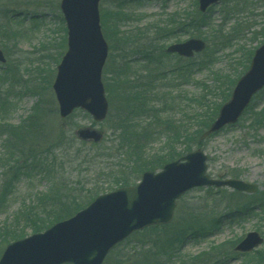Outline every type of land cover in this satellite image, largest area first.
<instances>
[{
	"label": "rangeland",
	"instance_id": "obj_1",
	"mask_svg": "<svg viewBox=\"0 0 264 264\" xmlns=\"http://www.w3.org/2000/svg\"><path fill=\"white\" fill-rule=\"evenodd\" d=\"M60 2L61 0H18L15 2L17 7L12 9L14 13L46 14L47 24L39 27H35L31 22L23 26L19 21H13L10 25L0 24V48L8 60L6 64H0V126L4 124L25 126L30 124L26 120L31 118L32 121L34 116L41 115L42 120L39 119L41 126L36 138L34 137L33 140L31 136L26 137L25 145L23 142L19 145L21 147L23 145L25 155L22 162H28L27 160L32 157L38 160L40 155L43 156L41 158L48 159L46 176L39 173V170H31L20 175L12 185L6 186L13 172L9 169L10 162L15 166L22 162L19 164L12 162L16 159L9 162L10 149L5 147L8 132L4 129L0 132V257L8 245L6 239L12 237L7 236L8 232L12 234L11 232L15 230L16 235L27 237L32 235L31 225L25 221V218L33 208H37L40 214L43 213L37 198L54 192V188L59 190L60 187H56L55 183L67 184L75 189L85 186L86 190L94 186L99 191L115 189L119 177L134 171L135 163L139 164L145 161V158L166 154L170 150L166 148L168 140L173 134L184 135L186 132L183 131L184 125L187 126V132H194L196 126L194 123H189L190 117L187 116H190L191 110L196 109V104L190 100L205 97L210 105L220 103L217 80L221 79L225 82L226 76L236 78L238 74L244 72V65L247 64L251 52L264 43L262 36L264 0H223L211 7L206 14L199 12L198 0H104L100 4L101 24L102 11L110 12L111 20H116L114 16L116 12L124 14L127 11L126 13L132 16L120 29L114 28L116 21L110 20L108 23V26L115 31L119 30L120 35L136 33L137 29L147 33L149 32L147 28L160 25L162 26L160 28H168L169 31L176 32L163 42L157 41V45L163 50L169 45L185 42L191 38H200L208 43L207 50L193 59L179 62L178 56L164 58V63L171 69L177 68L175 67L177 65L179 67L190 65L189 79L180 80L178 83L176 78L168 80L169 85L165 87V93L168 95L159 96L160 98L153 105L155 111L148 113L146 120L134 119L132 116L129 118L132 122L129 126L133 127L132 136L138 130L148 131L146 135L139 137L140 144L137 139L131 138L132 142L139 144L134 147L136 153H133L129 148L133 143L127 139L126 149V140H122L123 132L120 131L118 122L129 112L119 111L121 105L118 98L114 97L113 102L109 101V117L100 124L94 122L89 114L81 110L76 111L68 119H61L59 115L52 86L61 60L59 56L67 50V29L64 21L60 20L62 17ZM120 2H125L126 5L121 6ZM203 15H207L210 27H199L195 30L187 26L183 30H177L181 24L187 25L192 18L198 23L200 19L203 20L201 18ZM173 21L178 23L173 24ZM212 26L215 31L212 30ZM146 35L148 39L155 37L154 31ZM223 43L226 45L222 46ZM116 52L115 58L119 54L118 51ZM155 52L160 55L159 52ZM210 60L212 63L209 65ZM108 62L109 58L103 70L104 84L105 69L110 65ZM203 62L207 63V67H202ZM249 65L250 63L248 67ZM8 73L12 75L11 79H5ZM6 100L8 104H4ZM3 104L4 107L1 106ZM38 111L40 115L35 113ZM252 112L260 114L259 119L262 120V124L256 121ZM85 128L102 132L101 143L94 144L77 139L76 132ZM180 138L179 145L175 146L177 153H182L184 150ZM78 150L81 151L80 155L76 154ZM203 151L208 156V173L211 177L240 179L257 185L258 192L249 195L228 189L220 193L215 189L214 191H208L209 189L206 188L193 190L178 202L175 218L171 224L163 226V230L160 231L148 229L149 232L145 230L135 233L117 247L104 264H116V261L121 259L118 256L127 252L129 255L134 253L135 262L141 264L144 258L141 254L135 255L136 249L140 248L143 241L157 239L163 242L150 252L149 261L167 262L171 254L172 259L169 264H214L215 262L257 264L256 253L258 252L259 256L264 255V243L255 252L247 255L235 252L234 249L251 232L259 233L264 239V212L260 206V202L264 200V90L254 97L238 123L209 138L203 146ZM55 155L60 161H69L63 171L58 167L56 170L51 167ZM134 177L135 175L132 174L131 178ZM225 196V199L220 200ZM215 203L217 205L212 210L218 211L216 217L220 214L226 215L219 230L212 232L206 238H198L199 240H195L193 235L186 236L179 247L175 246L176 243L170 244L180 235L181 225L188 221L190 214L196 215L199 220L197 223L192 221V224L195 223L193 226L187 222L189 224L185 227L189 225L190 228H197L196 226L201 224L209 231L210 226L206 225L209 221L201 223L207 218L202 212L209 211L206 206L212 207ZM247 203L256 204L254 214H251V217L242 216L243 219L232 222L228 212ZM200 207L204 210H200ZM172 248L175 252L170 250ZM249 261L253 262L249 263Z\"/></svg>",
	"mask_w": 264,
	"mask_h": 264
},
{
	"label": "water",
	"instance_id": "obj_2",
	"mask_svg": "<svg viewBox=\"0 0 264 264\" xmlns=\"http://www.w3.org/2000/svg\"><path fill=\"white\" fill-rule=\"evenodd\" d=\"M103 0H61L60 9L68 29V51L57 68L53 84L62 119L77 109L102 123L109 113L102 73L109 46L104 38L100 3ZM222 0H199L202 13ZM206 48L192 39L175 44L167 53L192 58ZM6 58L0 49V63ZM264 88V45L253 56L249 70L237 82L231 98L220 109L215 122L201 141L234 125L255 94ZM81 141L100 143L103 133L86 128L77 131ZM208 157L202 149L166 164L162 171H147L137 186L115 190L97 197L74 217L7 246L0 264H103L112 250L130 237L152 226L170 224L177 202L197 188H228L254 194L258 187L241 180H216L208 175ZM256 232L249 233L236 247L249 253L263 244Z\"/></svg>",
	"mask_w": 264,
	"mask_h": 264
},
{
	"label": "trees",
	"instance_id": "obj_3",
	"mask_svg": "<svg viewBox=\"0 0 264 264\" xmlns=\"http://www.w3.org/2000/svg\"><path fill=\"white\" fill-rule=\"evenodd\" d=\"M18 0H0V24H12L13 21H19L23 24H26L27 22L33 23L35 27H39L41 25L47 24V15L41 14V13H34V14H28L24 13L23 15L21 13H14L13 8L17 7ZM121 6H125V2H120ZM263 9H264V3H263ZM122 12V11H121ZM127 12V11H126ZM123 12L118 13L114 16H116V20L110 19V12L102 11V27L103 32L106 40L110 43V57L109 62L110 65H107V68L105 69L106 72L105 75V89L107 92V96L110 102H113L115 99L114 97L118 98L120 101L121 108L119 107V111H124L125 113L128 111V115H124V117L121 118V120L118 122L120 131L122 133V140H126V149L128 148V141L132 142V139H137L139 144L141 143V140H139V137H142L143 135L147 134V130L144 129L143 131L138 130L133 136L131 135V129L133 127L129 126L130 123V117L132 118H139V119H147L148 113H151V111L154 110V103L157 102V99L160 97H166L168 94L166 92V85H169L167 82L171 78H176V83H178L180 80L189 79V70L188 67L190 65H183L182 67H179L178 65L175 66L177 68L171 69L170 67L166 66L164 63V58L168 57L170 55H167L165 53V50L159 47L157 45V41H165L172 35H175V31H169L168 28H160L162 26L155 25L150 28H147L146 30L149 32H144L143 30L137 29L136 33H130L125 34L122 33V35L118 34V31H115L113 28L108 26V23L111 21H116L114 28L120 29L121 26L125 23H128L131 19V14ZM201 16V14L199 15ZM203 20H199L198 23L195 22V19L192 18L189 20L187 25L181 24L177 30H183L185 27L190 26L193 29L202 28V27H210L211 24L208 22L207 15H203L201 17ZM60 20L63 22V18L61 17ZM207 20V21H206ZM173 24L176 22H172ZM178 23V22H177ZM176 23V24H177ZM24 26V25H23ZM172 26V25H171ZM192 29V30H193ZM212 30L213 26H212ZM154 31L155 37L153 39H148L147 35L148 33ZM215 31V30H214ZM178 32V31H177ZM218 32V31H217ZM216 32V33H217ZM262 35V34H261ZM264 39V34L262 35ZM148 40V42H147ZM264 42V41H263ZM226 45V44H221ZM116 51L119 52L117 57L115 58ZM159 52L160 55H157L155 52ZM254 52H251V55L249 57V60L246 65H244V72H241L236 76V78H233L231 76H226V81L222 82L221 79H218V90L220 92L219 97L221 99L220 103H215L213 105H210L209 102H206L205 97H201L197 100H190L194 104H196V109L191 110V114L189 118V123H194L196 126L195 131L190 133L187 132V126H183V131H186L183 135L179 134H173L168 140V143L166 144V148H170L169 151L166 152V154L157 155L153 158H145V161L135 163V169L134 171L130 173L123 174L122 177H119L118 182L116 183V188H122L127 187L130 185H135L143 172L145 171H158L161 170L162 167L171 161H174L184 154L191 152L194 147L200 148L205 145L206 142L201 143L200 137L203 134L205 130H207L210 125L215 121L218 112L226 101L229 100L232 90L237 82V80L247 71L248 64L251 61V58L253 56ZM63 54L59 56V58H62ZM183 60H179V62H182ZM108 62V63H109ZM209 65L212 63V60L208 61ZM203 64V65H202ZM201 65L202 67H207V63L203 62ZM208 65V66H209ZM174 74V75H172ZM188 74V76H187ZM172 76V77H171ZM12 75L8 73L5 76V79H11ZM191 77V76H190ZM3 77H1L2 79ZM178 86V85H177ZM176 86V87H177ZM160 96V97H159ZM160 102V101H159ZM9 102L6 100L4 104H8ZM4 104L1 105L4 107ZM37 106V105H36ZM39 110H41L39 108ZM115 110V107H114ZM35 113H39L35 112ZM113 113V112H111ZM253 113V114H252ZM252 115H255L256 121L259 122V124H262V120L259 119L260 114H254L252 112ZM40 115V113H39ZM111 116V115H110ZM39 119L42 120V116H34V119L31 121V118L29 120H26L28 125L25 126H15L10 124H4L0 126V131L2 129L6 130L8 133V139L6 140L5 147L9 148V162L11 160L16 159L15 162L17 164L21 163L23 161V157H25L23 145H25L26 137L31 136L34 140V137L36 138V135L38 134V130L41 126V122ZM35 120V121H34ZM39 122V123H38ZM140 133V134H139ZM127 134V137H126ZM141 135V136H140ZM10 136H13L10 138ZM179 137L182 138L180 140L181 145L184 146V150L182 153H177L175 146L179 143ZM213 137V136H212ZM180 138V139H181ZM127 139H129L127 141ZM146 141V140H142ZM23 142L24 144L22 147L19 145ZM63 141H61L62 143ZM137 142H132V147L129 144V148L133 153H136V147ZM60 141L58 142V144ZM65 143V142H64ZM123 143V142H122ZM64 145V144H63ZM179 145V144H178ZM58 147V146H56ZM57 150V149H56ZM78 155L81 154V151H77ZM42 155L38 156V160H34L33 157L28 162H22L19 165H16L17 168H15V165H12L10 162L9 169L13 172L10 175V181L6 184V186L12 185L16 179L20 177V175H23L25 172H30L31 170L36 171L39 170V173H43L44 176L48 174V170L46 167V162L48 161L47 158H41ZM36 158V156H35ZM34 160V161H33ZM69 163L67 160L60 161V158H57L56 155L53 156L52 165L51 167L56 170V168H60L59 170L65 169V164ZM50 166V165H49ZM135 175L134 178H131V175ZM137 181V182H136ZM53 183V182H52ZM56 187L54 188V192H51L47 195H43L41 198H37L38 201L41 203L39 205L40 208H42L43 213L40 214L36 209L33 208L31 212L27 214L25 221H27L31 226L32 233H40L54 225L55 223L67 220L74 216L76 213H78L80 210L88 206L97 196L100 194L112 191L114 189H110L109 191L101 190L99 191L96 186H94L91 189L86 190V186L82 188L75 189L72 186H69L67 184H59L55 183ZM208 191H214L213 189H209ZM222 190L217 191V193H220ZM84 195V196H83ZM225 197L220 198V200L225 199ZM215 202V200H214ZM48 204V205H47ZM217 203H215L214 206H206L209 211L202 212L206 215V219L201 223H206L207 226H210V230L207 231L205 229V225L198 224L196 226L197 228H190L189 225L185 227V225L189 224L187 222H195L199 219L196 218V215L190 214V218H188V221L182 224L181 233L176 238H174L170 244L179 247V245H182L184 242L185 237L193 235L195 237V240H198V238H206L207 236H210L212 232L217 231L221 228L223 225V220L226 218V215H219L218 216L216 209L212 210V208H215ZM256 204H244L240 208H236L234 210H231L228 212V215L231 217V221L234 222L236 220L243 219L244 216L251 217V214H254L256 211L254 209V206ZM260 206L263 208L264 212V200L260 202ZM200 207V210H204V208ZM230 207H228L229 209ZM198 209V208H196ZM231 209V208H230ZM261 210V212H262ZM38 212V213H37ZM216 214V215H215ZM240 216V217H239ZM243 216V217H242ZM194 223V224H195ZM192 224V223H191ZM192 224V226L194 225ZM185 227V228H184ZM150 231H160L163 230V227H153L149 229ZM145 231V232H149ZM144 232V233H145ZM12 234L7 233V236H12L11 238L6 239V243L9 244L12 241H16L18 239L24 238L26 235H16L15 230L11 232ZM139 246L140 248L136 249V254H141L144 258V261L141 264H169L171 261V254L168 256L167 262H160L151 260L149 261L150 252L155 247H158L163 241L157 239V240H147L146 242ZM119 247V246H118ZM173 252H175V249H170ZM180 250V248L178 249ZM258 255V259L255 260L257 264H264V255L259 256V253H256ZM121 259H118L116 261V264H137L134 259V253L131 255L128 254V252L124 255H119ZM253 262V261H252ZM249 261V263H252ZM214 264H219L218 262H215ZM246 264H248L246 262Z\"/></svg>",
	"mask_w": 264,
	"mask_h": 264
}]
</instances>
